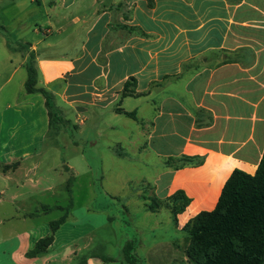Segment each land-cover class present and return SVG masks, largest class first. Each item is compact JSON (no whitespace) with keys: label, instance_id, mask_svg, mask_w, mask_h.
Returning <instances> with one entry per match:
<instances>
[{"label":"crops","instance_id":"crops-1","mask_svg":"<svg viewBox=\"0 0 264 264\" xmlns=\"http://www.w3.org/2000/svg\"><path fill=\"white\" fill-rule=\"evenodd\" d=\"M0 24V264H78L112 242L118 260L127 241L141 264L166 259L167 246L191 264L186 225L215 210L234 171L255 175L264 155V0H0ZM31 67L65 117L83 108L81 132L92 111L117 134L106 148L124 152L112 157L156 158L143 161L156 169L155 197L189 200L176 220L167 207L146 210L135 235L114 237L120 222L103 215L91 168L76 175L68 157L85 166V150L51 133L46 98L27 91ZM52 213L65 218L55 232ZM47 237L52 245L29 257Z\"/></svg>","mask_w":264,"mask_h":264},{"label":"trees","instance_id":"trees-1","mask_svg":"<svg viewBox=\"0 0 264 264\" xmlns=\"http://www.w3.org/2000/svg\"><path fill=\"white\" fill-rule=\"evenodd\" d=\"M36 84L37 72L31 67L26 83L27 91H38L44 95L51 117V133H56L58 131L54 132L55 119L57 120L53 113L56 105L54 96L45 89H37ZM128 95L130 92L127 86L123 96ZM118 113L137 119L134 112L118 109ZM209 120H212L211 114ZM159 202L155 206L149 205V210L155 212L162 204L171 209L176 220L189 200L179 191L169 200ZM64 221L65 218H62L53 222V232ZM184 231L188 235L185 254L191 264H264V155L255 175L241 170L234 171L223 188L215 210L198 214L186 225ZM52 242V237L39 241L28 256L36 257L44 253ZM89 257L101 258L103 262L117 260L103 258L95 251L82 257L78 264H86ZM117 261L122 264L140 263L133 241L125 243L122 256Z\"/></svg>","mask_w":264,"mask_h":264},{"label":"rangeland","instance_id":"rangeland-1","mask_svg":"<svg viewBox=\"0 0 264 264\" xmlns=\"http://www.w3.org/2000/svg\"><path fill=\"white\" fill-rule=\"evenodd\" d=\"M6 4L8 5L9 2H6ZM13 15V10L7 11L8 18H12ZM1 28L0 24V29ZM9 30L11 33H15L12 26ZM0 32H2V30H0ZM13 34L10 37L11 41L13 40ZM55 104L53 113L54 118H57V120L55 119L54 127L56 130L54 132L63 130L67 134L69 146H72L77 150V145L80 144L85 150L87 160L85 166L78 162L79 160H77V156L75 154L68 156L71 159V165L75 168L74 172L78 175V173H85L89 168H91L92 175L96 179L95 185L97 194L102 199L104 208L103 215L106 218L111 217L113 222L116 224L120 222L121 227L119 226V229L118 227L112 229L114 237L119 238L126 236L128 235V232L130 236L135 235L134 231L137 226L140 225V221H143L142 214L149 210V205L153 204L155 206L157 202L163 201L155 197V192L152 187V180L156 177V169L154 170L151 165L150 167L147 165L145 166L143 162L145 161L146 163L153 164L156 162V158L152 156L146 159L141 158L135 160L132 164L129 163L130 161L112 157L110 152L113 151L114 153H121L122 155L124 150L119 147L113 148L112 150L106 148V144L109 142L110 138L115 137L117 134L110 132L107 129V126L103 124L100 116H94L92 111H89V114L87 113L89 119L86 123V129L84 132H81L83 120L79 119L78 109L75 108L69 111L68 116L65 117L66 111L60 108V106L63 107L64 105L60 102H56ZM123 127L126 129L125 124ZM98 130L99 132H97ZM95 140H97L98 144L96 146H92ZM125 145L126 143L123 146ZM69 151L74 152L73 149H70ZM117 174L123 175L117 178ZM143 176H149L151 178L150 183L145 181L140 182L139 178H142ZM80 179L75 184L73 189L76 200L83 193V185L86 178ZM129 179H132V181ZM60 192V190L57 191V194H61ZM115 193H120L121 196L119 197L113 195ZM159 208H166V206L161 204ZM169 210L171 211L170 208ZM170 213L172 214V212ZM167 214L168 213L165 211L164 218ZM59 215L60 214L58 213H52L49 215V218L55 221L58 219ZM76 217H78V213L76 214ZM144 233L146 237L153 236V234L149 231H145ZM166 233L169 236L172 235V237L175 235L172 230ZM112 245L113 246L109 248L107 247L106 249L102 247V249L97 250V252L103 258H109L111 256L116 257L119 255V247H117L118 249L115 247V242H112ZM176 249L173 246L162 248L161 252L164 254L166 259L158 261L156 264H183L184 256L182 252H178ZM154 263L155 262H153V264Z\"/></svg>","mask_w":264,"mask_h":264},{"label":"water","instance_id":"water-1","mask_svg":"<svg viewBox=\"0 0 264 264\" xmlns=\"http://www.w3.org/2000/svg\"><path fill=\"white\" fill-rule=\"evenodd\" d=\"M77 109H78V111H84V110H83V108H80V107H79V108H77Z\"/></svg>","mask_w":264,"mask_h":264}]
</instances>
